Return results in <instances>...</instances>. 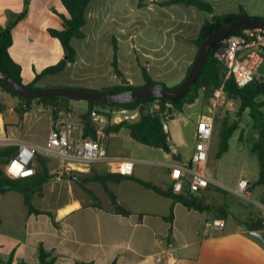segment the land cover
I'll return each instance as SVG.
<instances>
[{
  "label": "crops",
  "instance_id": "crops-1",
  "mask_svg": "<svg viewBox=\"0 0 264 264\" xmlns=\"http://www.w3.org/2000/svg\"><path fill=\"white\" fill-rule=\"evenodd\" d=\"M26 1L0 0V27L8 26L15 15L23 12ZM35 1L40 4L32 10ZM240 6L238 3L230 11L225 8L220 14L237 13ZM55 10L65 11L60 0H30L27 16L12 30L13 45L10 54L21 64L23 80L28 69L33 72L32 76L27 77L32 82L35 77L33 68L38 72L46 68L48 63L39 65V59L54 56L58 60L62 59L64 51L59 41L49 34V29H62L57 22L60 19L58 14L62 13ZM249 16L257 15L254 13ZM30 19L35 20L37 28H29L24 41L17 43L15 35L20 31L17 30ZM183 80L184 78L174 86ZM0 91L7 95L1 86ZM77 107L80 106H76V110ZM111 136L105 141L108 152L111 156H121L117 145L112 143ZM25 141L41 146L37 142ZM170 147L172 153L164 152L165 158L159 163L126 157L134 161V173L128 176L134 179L108 184L119 204L132 213L130 216L114 213L110 198L101 183L86 181L91 176L109 173L105 164H95L87 173L70 172L79 177H71L73 180L78 179L75 180L78 186L70 189V195L63 204L45 209L35 206L33 202L35 208L45 214H30L22 194L0 191V225L6 223L13 231L22 227L16 235H11L12 229H8L5 235L7 245L0 247L7 250L8 258L14 252L15 261L26 264H40V245L47 251H54L57 256L54 264H264V244L253 237L250 234L252 231L244 225L264 226V187L257 184L259 171L252 177H240L248 179L251 186L255 184L250 189L251 198L253 195L255 197L252 205L240 204L231 197L224 198L222 204L215 208L226 210L229 213L227 217H221L213 211L188 210L181 203L161 196L135 181L140 179L164 190L168 189L171 166L178 162L175 157L179 156V161H188L193 153L184 160L176 147L171 144ZM83 186L95 194L97 201ZM210 190L211 188L204 193ZM235 190L236 188L231 191ZM224 193L230 195L228 192ZM232 196L238 197L235 193ZM172 211L173 224H170L165 218ZM46 213L53 215L59 227L54 225L52 218ZM218 219L224 222V227L221 230L209 228V224ZM256 232L264 236V229ZM0 259L7 260L3 257Z\"/></svg>",
  "mask_w": 264,
  "mask_h": 264
},
{
  "label": "rangeland",
  "instance_id": "rangeland-1",
  "mask_svg": "<svg viewBox=\"0 0 264 264\" xmlns=\"http://www.w3.org/2000/svg\"><path fill=\"white\" fill-rule=\"evenodd\" d=\"M167 1L93 0L86 13L87 25L83 29L86 37L82 40H72L71 46L75 50L73 59L65 53L62 55L61 60L69 59L65 71L44 77L34 87L90 89L102 92L124 84L126 80L130 81L129 85L144 87L145 81L141 73L143 67L148 69L155 81L169 88L175 87V84L186 77L190 65L195 61L198 48L193 41L197 38L204 21L210 16L196 7L167 6L165 5ZM209 1L206 2L215 6L214 10L218 15H223L220 13H223L225 8L226 11L236 8L239 3L248 15L255 13L257 16L252 17L263 18L264 16V0ZM39 4V1H35L32 10ZM55 11L66 14L65 11ZM34 21L30 19L17 30H20L15 35L17 43L24 41L29 28L32 30L37 28ZM57 22L62 26L61 19ZM55 57L39 59L38 63L39 65L48 63L46 66L48 67L61 61ZM115 57L124 78L115 72ZM33 70L38 72L35 67ZM32 73L31 69H28L27 76L24 75L25 85L30 83L27 77L32 76ZM198 96L194 104L185 105L177 116L165 122L164 129L169 135L170 144L178 149L184 160H187L195 147L194 134L197 119L201 116L213 117L215 128L209 154L208 173L221 183L220 189L223 192L219 187H212L210 192L198 196L204 204L213 207L222 204L227 197L238 200L240 204L252 205L255 200L254 195L251 200H245L238 195V197L232 196L231 191L236 188L240 177H252L259 171L258 154L254 151V144L258 141L259 134L250 116V110L244 111L240 116V101L228 98L224 92L216 91L210 99H205L202 91ZM22 104L23 101L19 97L9 93L5 95L0 91V112L7 132L10 134V131L16 128L14 132L16 138L37 142L41 146L45 145L55 118V108L34 101L31 111L20 119L15 110ZM70 106L69 110L61 107L56 108V111L62 109L71 111L76 122L83 128L87 102L70 101ZM76 106H80L77 107V111H75ZM224 121L230 124L238 122L239 128L230 140L229 152L218 159L220 128ZM104 131L102 141L105 143L113 134L105 135ZM111 141L117 145L120 150L119 155L123 157L153 163H159L165 158L163 150L135 142L126 129L121 130L119 135L111 136ZM4 147L8 146H0V148ZM47 159L52 178L44 185L42 194L34 196L37 198H34L33 202L35 206L52 209L58 204H63L70 195V189L76 188L78 183L71 179L77 175L68 172L59 161L53 158ZM5 167L6 165L0 163V169L4 172ZM254 186L255 184L252 185V189ZM1 204L0 202V206ZM22 207L24 208V203ZM21 228L13 231L6 223L0 225V245H7L5 235L8 229H12L11 235H16ZM0 257L8 258L7 250L2 247H0Z\"/></svg>",
  "mask_w": 264,
  "mask_h": 264
},
{
  "label": "trees",
  "instance_id": "trees-1",
  "mask_svg": "<svg viewBox=\"0 0 264 264\" xmlns=\"http://www.w3.org/2000/svg\"><path fill=\"white\" fill-rule=\"evenodd\" d=\"M92 1L93 0H60L66 12V14H58L60 19L62 20V29H49L50 36L59 41L64 53L67 54L71 59H73V56L75 54V50L71 46L72 40H82L86 37L83 29L87 25L86 13ZM29 2L30 0L26 1L24 11L20 14L15 15L14 19L12 20V22H10L8 26L0 27V69L10 74L19 84L27 88L35 89L34 85L39 83L44 77L48 75H57L65 71L68 62L66 59H63L57 64L48 66L40 72H35V77L33 81L30 82L28 85L24 84L22 66L13 59L10 54V48L13 45L12 30L20 23V21H22L27 16ZM165 5H182L184 7H196L197 9L209 14V19L204 21L203 25L199 30L197 38L193 41L198 49L210 35H212L215 31L219 30L225 24L239 18L250 17L247 11H245L242 6L239 7L238 13H227L223 15H218L215 13L214 7L210 3L203 0H170L167 1ZM243 29L244 28L235 30L230 34V36L239 35ZM223 40L224 39L218 40L213 44L212 48L208 53L200 76L198 77L193 87L184 96L175 100L164 98H161L159 100L164 106L166 104L170 105L172 107V113H174L175 111H178L179 113L183 110V107L185 105H191L196 102L199 97L198 95L200 91H202L205 99H210L214 96V93L218 89L223 88V92L228 98L238 99L240 101L239 115L241 116L244 111L250 110V116L253 119L255 123V129L259 134L258 141L254 144V151L258 154L259 164V178L257 184L264 187V85H258L253 83L244 88H239L232 78L226 79L227 69L223 62L216 56V51L222 45ZM192 65L193 63L190 65L187 71V75L189 74ZM114 68L116 74L121 78H124L122 72L117 66L116 57L114 62ZM141 73L145 81L144 86L158 83L151 77L147 68H141ZM179 85L173 88H176ZM0 86L4 92L19 97L23 101L21 107L16 108L15 110L20 119H22L25 114L31 111L32 103L34 101H39L48 107H54L55 114L58 112L56 111V108L65 107L69 110L71 108L70 101H75L74 99L65 97H47L43 99H31L20 96L17 93L13 92L9 85L5 84L2 81H0ZM136 88L142 87H135L133 85H127L126 83H124L111 87L102 92L116 93ZM82 90L96 91L90 89ZM155 100L157 99L146 98L130 104H107L99 102H88L87 113L86 115H84L83 136H90L96 138L94 129L92 128L91 123L89 121V115L93 108L111 106L135 110L140 106H144L146 110L147 106ZM238 128V122L230 124L227 121H224L222 123L220 128L219 150L217 154L218 159H221L223 155L229 152L230 140L234 133L238 130ZM123 129L128 130L130 137L139 144L146 145L155 149H161L166 154L172 153L169 135L164 129V125L161 121V118L157 115L150 114L147 112L143 117H140L137 121H124L120 124H109L104 132L105 135H111L117 134ZM17 149L18 148L16 146L0 148V163L7 165L11 157L17 152ZM175 159L179 161V156H176ZM48 163L49 161L46 157L42 155H37L35 159L36 174L33 177L26 179H11L5 174L4 170L0 169V191H16L22 194L24 198V203L28 208V212L30 214H45V212L35 208V206L33 205V198L35 195L42 194L44 185L52 178L50 176ZM129 179L134 178L123 176L120 174L106 173L91 176L87 178L86 181H96L102 184L110 198L111 205L115 214L122 216H130L132 213L119 204L116 195L108 188L109 183H121L122 181ZM135 181L161 196L171 198L172 200H174V202L181 203L188 210H195L199 212L213 211L219 213L221 217H227V215H229V213L224 209L220 210L213 206L204 204L199 196L191 194L177 195L174 194L170 188L164 190L163 188L150 182H145L140 179H135ZM84 189L92 195L94 200L97 201V198L92 191L86 189L85 187ZM46 214H48L52 218L54 225L56 227H59L53 215L51 213ZM165 221L170 224H173V211L168 217L165 218ZM244 225L251 231L264 229V226H254L246 223ZM38 257L40 264H54L57 260V256L54 254V251H47L43 247V245H40L38 248ZM0 264L26 263L23 261L16 262L14 258V252H12L7 260L0 259ZM76 264L92 263L77 262Z\"/></svg>",
  "mask_w": 264,
  "mask_h": 264
},
{
  "label": "built area",
  "instance_id": "built-area-1",
  "mask_svg": "<svg viewBox=\"0 0 264 264\" xmlns=\"http://www.w3.org/2000/svg\"><path fill=\"white\" fill-rule=\"evenodd\" d=\"M264 27L244 28L239 35L226 37L217 49L216 56L227 69L226 79L232 78L239 88L250 84L264 85ZM223 92V88L217 93ZM76 110V109H75ZM109 113L110 116L102 114ZM157 115L163 125L174 117L172 107L163 105L157 99L151 102L145 113ZM139 108L132 110L121 107H95L89 115V121L96 138L83 136V128L76 122L74 114L68 110H59L55 114L53 125L46 144L37 146L14 136L16 128L9 132L4 125L0 112V146H16L17 152L5 167V174L11 179L31 178L36 174L35 159L37 155L53 158L69 172L87 173L95 164H105L108 172L123 176H132L134 161L122 157L111 156L106 144L102 141L104 129L111 124L124 121H137L140 118ZM165 126V125H164ZM214 118L201 116L195 127V147L188 161H178L171 166L169 188L174 194H191L198 196L212 187H222L208 173L209 154L214 134ZM251 182L241 178L236 195L251 200ZM264 210V207H263ZM224 222L220 219L209 224L212 230H221Z\"/></svg>",
  "mask_w": 264,
  "mask_h": 264
},
{
  "label": "water",
  "instance_id": "water-1",
  "mask_svg": "<svg viewBox=\"0 0 264 264\" xmlns=\"http://www.w3.org/2000/svg\"><path fill=\"white\" fill-rule=\"evenodd\" d=\"M251 27H264V18L247 17L239 18L232 22L225 24L219 30L210 35L199 47L195 61L191 67V70L185 80L176 88H168L162 83L158 82L152 85H147L142 88H136L116 93H105L98 91H88L75 88H27L19 84L10 74L0 69V81L9 85L11 90L20 96L31 99H43L47 97H65L74 100H80L83 102H99L107 104H130L142 99H170L175 100L184 96L196 83L200 73L204 67L208 53L213 44L218 40L225 39L230 36L232 32L240 28ZM69 62V59H66ZM129 85L130 81L125 82ZM140 116L145 115L144 106L139 107ZM106 116H110L109 113L102 112ZM178 115V111L174 112V116ZM78 181L77 178H74ZM250 234L257 238L264 244V236L256 231L250 232Z\"/></svg>",
  "mask_w": 264,
  "mask_h": 264
},
{
  "label": "bare ground",
  "instance_id": "bare-ground-1",
  "mask_svg": "<svg viewBox=\"0 0 264 264\" xmlns=\"http://www.w3.org/2000/svg\"><path fill=\"white\" fill-rule=\"evenodd\" d=\"M4 138V135L0 134V139H3Z\"/></svg>",
  "mask_w": 264,
  "mask_h": 264
}]
</instances>
